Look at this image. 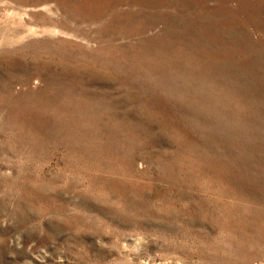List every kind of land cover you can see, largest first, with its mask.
I'll return each instance as SVG.
<instances>
[{"label": "rangeland", "instance_id": "1", "mask_svg": "<svg viewBox=\"0 0 264 264\" xmlns=\"http://www.w3.org/2000/svg\"><path fill=\"white\" fill-rule=\"evenodd\" d=\"M0 264H264V0H0Z\"/></svg>", "mask_w": 264, "mask_h": 264}]
</instances>
